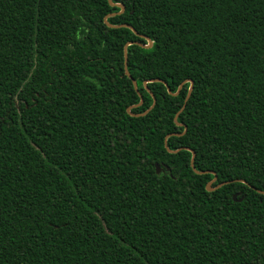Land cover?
Here are the masks:
<instances>
[{
	"label": "trees",
	"instance_id": "1",
	"mask_svg": "<svg viewBox=\"0 0 264 264\" xmlns=\"http://www.w3.org/2000/svg\"><path fill=\"white\" fill-rule=\"evenodd\" d=\"M112 2L138 92L119 7L0 0V264H264V0Z\"/></svg>",
	"mask_w": 264,
	"mask_h": 264
},
{
	"label": "water",
	"instance_id": "2",
	"mask_svg": "<svg viewBox=\"0 0 264 264\" xmlns=\"http://www.w3.org/2000/svg\"><path fill=\"white\" fill-rule=\"evenodd\" d=\"M108 2H109L110 5H115V6L119 7L120 10H119L118 12H115V13H111V14H107V15H105L104 18H103L104 23H105L107 26H109V27H113V28L127 27V28L131 29V30L135 33V35H137L138 37L143 38V39H145V40L147 41L146 44H142V43H140V42H138V41H128V42H126V43L124 44V48H123V53H124V73H125V75H126L127 77H129V78L131 79L134 89L138 92V89H137V83H136V81L130 76V74H129L128 70H127V46L130 45V44H132V43H134V44H137V45H139V46H141V47H143V48H149V47L152 46V41H151V39H150L148 36L143 35V34H139V33H138V32H137V31H136L131 25H129V24H111V23H109V22L107 21V18H108L109 16H112V15H115V14L122 13L123 10H124V5H123V4H120V3H114V2H112V0H108ZM149 81H158V82L163 83V84L166 86L167 92H168L169 94H171V95H177V94L180 92V90H181L183 84H184L185 82H189L188 91H187V93H186V95H185V98H184L183 104H182L181 108L178 110V112H177V113L175 114V116H174V121L176 122V124H177V125H181V123L177 122V117H178L179 113L183 110V108L185 107V103H186V101L188 100V98H189V96H190V93H191V90H192V86H193V81H192L191 79H185L184 81H182V82L178 85L176 91H174V92H172V91L170 90L169 86H167V84L165 83V81L162 80V79H158V78H156V79H150ZM146 82H147V81L144 82V85H145ZM145 88L148 90V92H149V93L151 94V96H152V100H153V101H152V104L150 105V107H149L148 109H146V110H145L143 113H141V114L132 113V112H131L132 107H134V106H138V105L142 104V101H143L141 95L138 93V95H139V97H140L139 102H138L137 104H135V105L128 106V107L126 108V111H127V113H128L129 115H132V116L144 115L146 112H148V111L154 106V104H155V102H156L155 97H154V95L149 91V89H148L146 86H145ZM185 131H186V127L184 126V130H183V132H181L180 134H177V133H170V134L166 135V137H165V139H164V147H165L166 150H167L168 152H170V153H176V152L179 151L180 149H185V150H188V151L191 152V157H190V162H189V164H190L192 170H193L196 174H206V173H211V174L213 175V178H212L211 180H209V181L206 183V185H205L206 190H208V191H213V190H215V189L221 187L222 185L228 184V183H230V182H232V181L246 183L245 180H243V179H238V178H237V179H233V180L222 181V182L216 184L215 186H212V184H213V183L216 181V179H217V177H216V175H215V172H214V171H211V170H201V171H200V170H197V169L195 168V166H194V157H195V153H194V151H193L191 148H189V147H181V148H177V149H170V148L168 147V145H167V138H168V136H170V135H175V134H177V135H181V134H183ZM166 169L168 170L169 168L166 166ZM155 170H156V172L158 173V172H160L162 169H161L157 164H155ZM246 185H249V184L246 183ZM250 187L254 189L253 186H250ZM256 191H257L258 193H260V194H264V190L256 189ZM237 194H238V193L232 195L233 200H235V201H241L242 198H236Z\"/></svg>",
	"mask_w": 264,
	"mask_h": 264
}]
</instances>
